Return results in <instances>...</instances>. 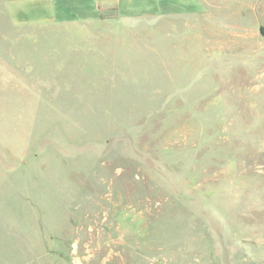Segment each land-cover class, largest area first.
Masks as SVG:
<instances>
[{
  "label": "rangeland",
  "instance_id": "1",
  "mask_svg": "<svg viewBox=\"0 0 264 264\" xmlns=\"http://www.w3.org/2000/svg\"><path fill=\"white\" fill-rule=\"evenodd\" d=\"M0 264H264V0H0Z\"/></svg>",
  "mask_w": 264,
  "mask_h": 264
}]
</instances>
